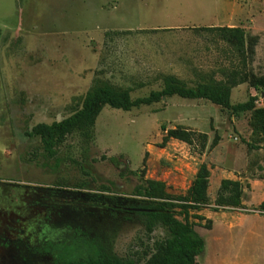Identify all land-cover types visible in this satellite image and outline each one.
Listing matches in <instances>:
<instances>
[{
    "label": "rangeland",
    "instance_id": "374dc122",
    "mask_svg": "<svg viewBox=\"0 0 264 264\" xmlns=\"http://www.w3.org/2000/svg\"><path fill=\"white\" fill-rule=\"evenodd\" d=\"M209 26L258 36L251 63L196 29ZM250 72L264 76V0H0V264H54L45 242L85 252L101 243L146 264L168 233L124 208L149 205L138 194L147 181L162 183L176 218L203 237L196 264H264V87ZM176 82L228 88L230 105L248 108L176 94L105 104L90 135L67 133L53 156L29 134L70 117L91 91L134 100ZM161 126L205 134L206 145L162 144ZM202 164L206 202L180 200ZM223 179L242 184L239 206L216 204Z\"/></svg>",
    "mask_w": 264,
    "mask_h": 264
},
{
    "label": "trees",
    "instance_id": "16d2710c",
    "mask_svg": "<svg viewBox=\"0 0 264 264\" xmlns=\"http://www.w3.org/2000/svg\"><path fill=\"white\" fill-rule=\"evenodd\" d=\"M196 29L214 34L232 49L244 55L249 64L251 63L258 36L248 35L241 27L237 26H209ZM249 83L255 88L258 86L264 87V76H256L250 72ZM171 94L185 98L203 97L213 103L237 111L248 108L246 104L230 105L228 88L212 89L199 86L197 89L191 90L185 89L176 82L166 85L160 91H152L145 97L131 100L128 92L106 86L87 93L81 108L70 117L51 124L38 123L32 127L29 134L38 136L43 143L44 151L53 156L57 146L67 133L80 131L83 135H90L94 120L103 105L109 104L113 107L129 109L132 106L159 101L162 96ZM161 130L163 131L162 144H165L169 139L192 143L197 138L202 148L206 145L207 138L205 134L195 133L182 126L169 129L161 126ZM215 143L216 139L212 141L210 146L212 147ZM207 186L208 169L202 164L186 195L178 198L193 204L205 203ZM138 194L150 198L149 205L126 207L124 208L125 212L141 217L147 230H151L155 224L159 223L164 226L168 233V237L160 247V255L146 264H196L195 257L204 251L205 241L191 224L179 220L173 214L172 208L177 205L166 201L170 197L164 192L162 183L147 181V187L139 190ZM242 195L243 186L239 181L223 179L217 191L216 204L237 207L241 203ZM153 198L158 199V201L153 200ZM168 206L171 209H168ZM262 206L264 207V203ZM45 244L43 247L52 254L54 264H135L131 259H121L115 254L105 251L101 243H96L94 248L88 252L83 251V247L78 245H54L50 242H45Z\"/></svg>",
    "mask_w": 264,
    "mask_h": 264
},
{
    "label": "flooded vegetation",
    "instance_id": "af4514ba",
    "mask_svg": "<svg viewBox=\"0 0 264 264\" xmlns=\"http://www.w3.org/2000/svg\"><path fill=\"white\" fill-rule=\"evenodd\" d=\"M9 241H11V240H9ZM4 245L7 246V247H9L10 244H8V243H4ZM41 245H42V244H41ZM41 245H40V246H41Z\"/></svg>",
    "mask_w": 264,
    "mask_h": 264
}]
</instances>
